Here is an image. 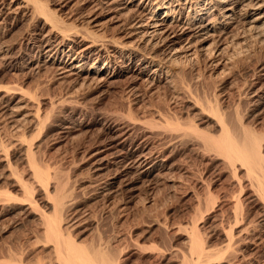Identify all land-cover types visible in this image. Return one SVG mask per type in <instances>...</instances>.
Returning a JSON list of instances; mask_svg holds the SVG:
<instances>
[{
	"label": "rangeland",
	"instance_id": "1",
	"mask_svg": "<svg viewBox=\"0 0 264 264\" xmlns=\"http://www.w3.org/2000/svg\"><path fill=\"white\" fill-rule=\"evenodd\" d=\"M81 8L79 6L72 11V18L78 16V10ZM97 11L95 12L98 13ZM10 20L5 27H0L1 38L15 43L16 48H24L23 39L29 36L30 26L35 22L28 24L25 20H19L14 24ZM102 31H105V34L113 33L109 25L104 26ZM114 32L113 34L120 36L119 31ZM248 47L242 52L234 54V51L230 50L221 57H214L223 59L216 65L210 64L206 57L182 62L178 66L179 74L171 84L158 83L148 89L142 81H137L135 85L138 84L141 98L139 103L137 101L131 107L127 96L130 93L129 87L133 84L128 78L119 77L110 83L91 82L89 85L77 86L58 82L51 72L46 70L35 74L12 72L10 66L0 61V88H3V85L10 86L9 88L21 86L23 90H15L17 95L14 90L8 95H3L5 93L0 89V100L5 96L11 101L10 106H17V102L18 106H22L18 115L13 116L0 105V199L2 205L6 203L2 206L0 202V261L11 259L15 263L21 260L23 264H57L55 253L44 240L43 225L38 216L47 211L51 214V209L46 202L47 197L42 186L32 176L24 153V147L31 144L36 162L44 168H49L52 179L53 176H60V180L70 183L68 185L73 189L72 208L67 212L70 218L68 232L78 244L88 248L108 246L110 251L112 249V255L118 257L117 264H177L180 255L187 248L185 234L192 222L196 221L199 234L207 244L219 242V228L226 224L225 221L231 214L232 197L238 194L243 186L239 195L242 201L239 200L244 205L241 213L245 222L251 223L252 228L247 231V237H260L262 241V250L260 249L257 257L251 259V263L264 264V227H261L258 220L260 209L248 203L247 199L252 191L247 185L243 171L237 170L236 176L240 177L238 182L241 180L238 184L214 153L204 149L202 151L201 147L195 144L167 145L169 132L158 126L168 118L178 120L183 125L191 121L203 130H210L212 122L193 108L189 101L193 95L203 103L208 100L215 104L217 100L225 119L234 121L235 118H240L264 136V100L262 104L258 103L260 96L245 95L243 92L247 90L246 85L251 80L264 50L261 44L253 40H250ZM103 60L101 57L98 64L101 65ZM89 62H92V59ZM25 94L29 100H25L28 99ZM31 94L37 95V98L31 99ZM16 97L19 101H16ZM65 97L68 101H63ZM35 112L40 113L37 115L39 120L43 119V123L40 121L43 126L36 120L34 124L35 114L32 113ZM129 112L133 117L146 120L142 124L131 125L125 117H128ZM119 116L125 118L121 121L124 126L130 128L131 136L136 135L138 142L148 141L149 146L158 151L170 167L163 170V175L150 181H137L133 191H117L107 200L87 184L88 163L82 156L87 153L86 148L90 144L105 136L102 129L104 121L114 120V117ZM11 118H15V122ZM124 130L125 128L122 132ZM26 141L30 143L26 144ZM52 179L51 183L55 181ZM22 183L30 184L32 188L27 186L33 191L31 192L33 200L36 201L35 208H40L42 212H36L37 210L24 200ZM7 190L9 193H6ZM3 197L7 202H3ZM13 200H21V204ZM30 207L34 210L31 211ZM244 260L240 259L239 263L237 261L235 264H246L247 260Z\"/></svg>",
	"mask_w": 264,
	"mask_h": 264
},
{
	"label": "bare ground",
	"instance_id": "2",
	"mask_svg": "<svg viewBox=\"0 0 264 264\" xmlns=\"http://www.w3.org/2000/svg\"><path fill=\"white\" fill-rule=\"evenodd\" d=\"M79 6L82 8L78 10V16L72 18V11ZM96 10L99 12L96 13ZM9 19L13 23L19 20H25L28 24L35 22L30 26L29 36L23 39L24 48L20 46L16 48L15 43L3 40L0 35V61L10 66L12 72L35 74L46 70L50 71L58 82L77 86L89 85L91 82L105 84L125 77L133 84L129 87L130 93L127 96L130 107L137 101L139 103L141 98L138 84L135 85L137 81H142L150 89L158 83L171 84L179 74L180 63L189 62L196 57H206L210 64L216 65L223 59L214 57H221L230 50L234 51V54L242 52L249 48L250 40L257 41L264 50V0H0V27H5ZM106 25L111 27L113 33L119 31L120 36L113 33L105 34L102 28ZM101 57L104 60L100 65L98 60ZM90 59L92 62H89ZM3 86L0 88L5 93L3 95H8L12 90L15 93V90L22 89L21 86L17 88ZM246 89L243 91L245 95L260 96L258 103L262 104L264 54ZM36 96L31 94L29 97L35 99ZM191 96L192 100L189 101L192 107L212 122V128L203 130L194 122L190 121L183 125L178 120L167 118L164 123L160 121L162 124H158L165 129L164 131L169 132L167 145L195 144L201 147L202 151L204 149L214 153L238 184L241 180L238 182L240 177L236 176L237 170L243 171L247 185L252 191L247 199L248 203L260 209L258 220L261 227H264V136L240 118H235L234 121L230 118L231 121L225 119L217 100L215 104L208 100L203 103ZM9 101L10 99L3 96L0 105L8 110L9 114L17 116L22 106H18V102L17 106L14 104L10 106ZM63 101L68 100L65 97ZM52 104L50 101V105ZM35 110L37 111V108ZM131 112L128 113V117L125 116L131 125L142 124L146 120L133 117ZM32 114H35L34 124L35 120L42 122L43 119L39 120L37 115L39 112ZM15 118L11 120L15 122ZM114 118L116 119L104 121L102 129L105 136L90 144L86 148L87 153L82 156L88 163L87 184L107 200L117 191H133L137 181H150L163 175V170L170 167L166 159L149 146L148 141L138 142L136 135L131 136L130 128L124 126L122 122L125 118L122 116ZM123 128L125 130L122 132ZM24 149L26 161L28 160L33 175L29 169L30 174L42 186L47 197V200L45 196L44 199L51 209V214L44 210L45 214L40 208L39 211L35 208L32 187L30 184L27 185L31 188L22 183L24 200L35 211L37 210L36 212H42L38 213V216L42 221L44 240L55 253L57 264H117L118 257L112 255V249L110 251L108 246L97 245L98 247L88 248L71 238L68 232L70 218L67 216L73 202L71 199L73 189L68 185L70 183L61 181L60 176H53L55 181L52 184L49 168H44L36 162L31 144ZM242 187L239 193L232 197L233 207L228 220L225 221L226 224L219 228V242L207 244L199 234L196 221L192 222L185 234L187 248L185 252H181L177 264H235L237 261L239 263L240 259L247 260L246 264H252L251 259L258 256L262 250L260 246L262 241L260 237H247V231H251L252 228L251 223L245 222L241 213L243 204L239 195ZM7 192L9 193L8 190ZM4 201L6 200L3 197ZM20 201L13 200L21 204ZM18 261L19 263H15L10 259L0 261V264H23L21 260Z\"/></svg>",
	"mask_w": 264,
	"mask_h": 264
}]
</instances>
